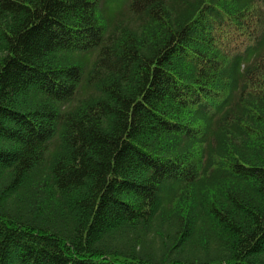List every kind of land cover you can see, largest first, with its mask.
Masks as SVG:
<instances>
[{"label": "trees", "instance_id": "trees-1", "mask_svg": "<svg viewBox=\"0 0 264 264\" xmlns=\"http://www.w3.org/2000/svg\"><path fill=\"white\" fill-rule=\"evenodd\" d=\"M107 2L0 0V264H264V0Z\"/></svg>", "mask_w": 264, "mask_h": 264}, {"label": "rangeland", "instance_id": "rangeland-1", "mask_svg": "<svg viewBox=\"0 0 264 264\" xmlns=\"http://www.w3.org/2000/svg\"><path fill=\"white\" fill-rule=\"evenodd\" d=\"M123 3H124V0L122 1L121 5H123ZM121 5L119 3L107 2L105 4V9H107L108 14H111L114 10L118 9Z\"/></svg>", "mask_w": 264, "mask_h": 264}]
</instances>
